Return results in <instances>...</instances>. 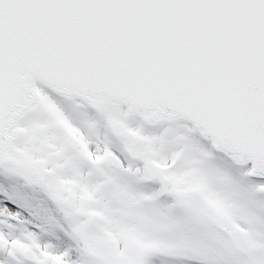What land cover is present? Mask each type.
<instances>
[{
    "label": "snow or ice",
    "instance_id": "1",
    "mask_svg": "<svg viewBox=\"0 0 264 264\" xmlns=\"http://www.w3.org/2000/svg\"><path fill=\"white\" fill-rule=\"evenodd\" d=\"M0 264H264V0H0Z\"/></svg>",
    "mask_w": 264,
    "mask_h": 264
}]
</instances>
